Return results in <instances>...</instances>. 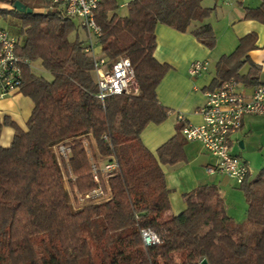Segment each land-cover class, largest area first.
Here are the masks:
<instances>
[{"label": "trees", "instance_id": "trees-1", "mask_svg": "<svg viewBox=\"0 0 264 264\" xmlns=\"http://www.w3.org/2000/svg\"><path fill=\"white\" fill-rule=\"evenodd\" d=\"M18 1L31 15L13 10ZM203 0H134L128 15L118 17L115 0H101L95 22L101 35L97 46L108 65L128 59L135 71L133 94L96 99L93 58L86 43L69 37L73 22L59 14H43L41 2L0 0V18L20 21L23 40L16 49L25 63L20 65L19 92L33 103V111L22 131L8 117L4 127L14 130L9 147L0 146V264H264V168L255 178L249 174L240 191L247 205V220L236 224L226 214L215 186H200L186 196V210L170 212L169 191L161 165L185 160L178 122L175 136L150 153L140 135L147 125H159L170 111L162 107L156 89L169 71L158 63L155 28L164 25L179 33L189 32L207 49L215 46V35L203 24L212 10ZM244 19L264 24V0ZM254 35L243 38L237 49L222 57L209 92L229 80L244 87L264 86L258 70L251 66L240 75ZM40 62L51 81L34 74L30 64ZM94 149L102 161L114 159L116 173L101 186L108 200L73 208L65 188L68 168L74 177L67 182L81 196L97 188L85 147ZM71 149L69 161L58 162L54 149ZM104 163V162H103ZM157 235V245H143L140 231Z\"/></svg>", "mask_w": 264, "mask_h": 264}, {"label": "crops", "instance_id": "crops-1", "mask_svg": "<svg viewBox=\"0 0 264 264\" xmlns=\"http://www.w3.org/2000/svg\"><path fill=\"white\" fill-rule=\"evenodd\" d=\"M115 1L118 6L114 14L121 18L127 17L128 4L134 0ZM201 2L203 8L212 10L203 24L211 26L214 32L216 41L213 49H207L191 35L190 32L199 26L198 23H193L189 32L186 33H179L164 25H157L155 28L156 49L153 56L158 63L170 68L158 85L156 96L158 103L168 109L170 114L159 125H147L140 135L143 146L154 156L163 144L175 136L179 115L183 116L188 125L196 127L202 124V117L198 110L205 104V94L209 92L208 89L212 86L216 76L217 63L222 57L231 55L239 46L240 41L249 35L255 36L254 49L246 54L245 62L239 73L246 75L253 66L259 72V82L264 85V24L244 19L246 10L258 9L261 6V0H235L230 5H223L219 0ZM119 9H126L127 15H118ZM83 42L87 44L86 36ZM95 53L99 56L101 54V49L97 44ZM197 61L206 62L207 70L192 78L188 74L189 68ZM242 88L244 94L249 97L255 87L242 85ZM32 111V101L19 91L0 98V118L8 117L22 131H26V123ZM242 120L241 128L231 137V154L236 157L242 156L241 150L245 148L244 143L236 138L238 134L244 133L247 138L252 135L264 138V116H244ZM2 130L0 146L6 148L12 142L14 130L10 127H4ZM185 142L182 149L185 157L183 162L173 166H160L169 191V216H178L183 213L187 208L186 196L200 186L217 187L223 201L227 195L240 198V192L230 191V194L228 193L225 174L207 171L209 167L215 165L216 160L203 149L201 144ZM242 197L244 199L243 195ZM226 214L235 216L232 215L233 213L229 215L226 212Z\"/></svg>", "mask_w": 264, "mask_h": 264}, {"label": "built area", "instance_id": "built-area-1", "mask_svg": "<svg viewBox=\"0 0 264 264\" xmlns=\"http://www.w3.org/2000/svg\"><path fill=\"white\" fill-rule=\"evenodd\" d=\"M41 2L44 6L40 9L43 14H59L65 19L78 21V28L86 36L85 53L93 58L95 80L98 93L97 100L103 102L109 97L124 94H133L137 91L135 74L131 62L121 58L108 65L107 59L95 53V46L101 35L95 22V12L101 0H31ZM223 5H230L235 0H219ZM19 39L11 36L0 26V98L13 94L20 89L22 71L20 65L25 61L17 56L16 49ZM207 70L206 62H194L189 68V76L194 78ZM205 104L198 110L202 117L200 126L188 125L183 116H178L184 128L182 136L187 142H198L203 149L212 156L215 165L208 168L209 173H221L235 180L239 185L245 180L248 170L236 156L231 154V137L241 128L244 116H264V86L253 89L247 97L242 85L229 80L216 91L205 94ZM58 162L67 163L71 156V149L59 145L54 149ZM118 169L114 159L104 161L97 168L91 166V173L97 188L85 196L78 195V201L83 204H99L108 200V195L101 186L102 180L113 176ZM73 180L68 168V176L64 180ZM143 245L151 246L159 244L160 240L151 231H140Z\"/></svg>", "mask_w": 264, "mask_h": 264}, {"label": "rangeland", "instance_id": "rangeland-1", "mask_svg": "<svg viewBox=\"0 0 264 264\" xmlns=\"http://www.w3.org/2000/svg\"><path fill=\"white\" fill-rule=\"evenodd\" d=\"M4 6H6L5 3L3 2L0 3V8ZM117 14L120 16H126L127 11L126 9L124 10L119 9V12ZM72 22L76 27V31L71 34L69 39L73 41L77 37L80 42L85 41L84 32H82V30L78 28L79 26L78 21L72 20ZM0 26L4 30H6L11 36L19 39V42L23 40L21 37V34L19 33L20 21L18 19L11 18V17L8 19H5L4 17H2L0 18ZM31 69L33 73L38 75L39 77H43L47 81L52 80V77L50 76V74L42 69L39 61L32 63ZM236 138L239 139V141L243 142L245 146V148L241 150L242 156H238L237 158L242 163L245 164L248 170V174H250V177L255 178L257 174H259L258 172L260 171V169L264 166V165L262 166V164L264 163V138H261L257 135H252L247 138V136H244V133L242 135L238 134V137ZM85 147L87 150L86 154H88L89 156L91 166L95 165L97 168L98 167L100 168L104 161L94 156L95 154L94 149L90 148L88 146V143H85ZM225 179L227 180L226 183L228 185V193L230 194V191H233V192L237 191V192H240V196H241L240 198H232L231 196H228V195L227 197H225V200L223 202H225L224 207L226 209V212L229 215L232 213H233L232 215H235V216H228V217L232 218V220L236 224H244L247 220V215H246L247 205H246L245 200L242 197L243 193L238 188L240 187V185L235 180L231 179L228 176H225ZM64 181H65L64 182L65 188L69 194L70 202L73 208L77 209L78 207H82L83 205H85L78 201V195L80 194L77 191L72 193V191L70 190L71 187L69 186V183L66 180ZM166 216L171 217L169 216V213Z\"/></svg>", "mask_w": 264, "mask_h": 264}, {"label": "water", "instance_id": "water-1", "mask_svg": "<svg viewBox=\"0 0 264 264\" xmlns=\"http://www.w3.org/2000/svg\"><path fill=\"white\" fill-rule=\"evenodd\" d=\"M13 10L20 14L31 15L33 11L30 8H27L24 4L16 1L13 5ZM201 264H206V261L203 259Z\"/></svg>", "mask_w": 264, "mask_h": 264}]
</instances>
